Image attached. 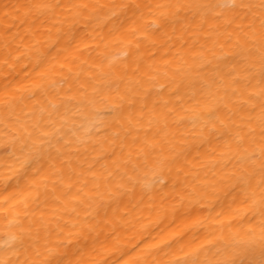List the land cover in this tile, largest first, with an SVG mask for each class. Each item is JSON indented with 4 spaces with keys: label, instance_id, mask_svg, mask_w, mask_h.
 Here are the masks:
<instances>
[{
    "label": "bare ground",
    "instance_id": "6f19581e",
    "mask_svg": "<svg viewBox=\"0 0 264 264\" xmlns=\"http://www.w3.org/2000/svg\"><path fill=\"white\" fill-rule=\"evenodd\" d=\"M264 264V0H0V264Z\"/></svg>",
    "mask_w": 264,
    "mask_h": 264
},
{
    "label": "snow or ice",
    "instance_id": "6c2138e0",
    "mask_svg": "<svg viewBox=\"0 0 264 264\" xmlns=\"http://www.w3.org/2000/svg\"><path fill=\"white\" fill-rule=\"evenodd\" d=\"M185 264H187V262H185Z\"/></svg>",
    "mask_w": 264,
    "mask_h": 264
}]
</instances>
